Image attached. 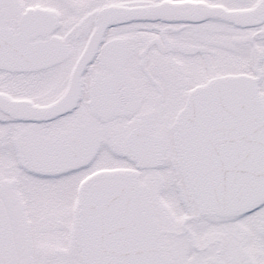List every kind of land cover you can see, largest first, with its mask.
<instances>
[{
    "label": "snow or ice",
    "instance_id": "1",
    "mask_svg": "<svg viewBox=\"0 0 264 264\" xmlns=\"http://www.w3.org/2000/svg\"><path fill=\"white\" fill-rule=\"evenodd\" d=\"M0 264H264V0H0Z\"/></svg>",
    "mask_w": 264,
    "mask_h": 264
}]
</instances>
